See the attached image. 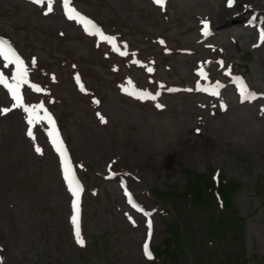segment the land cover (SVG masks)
Instances as JSON below:
<instances>
[{
	"label": "rangeland",
	"instance_id": "374dc122",
	"mask_svg": "<svg viewBox=\"0 0 264 264\" xmlns=\"http://www.w3.org/2000/svg\"><path fill=\"white\" fill-rule=\"evenodd\" d=\"M76 1L118 34L133 56L112 60L105 44L96 47L58 14L43 18L17 0H0V34L13 38L25 56H37L29 76L36 69L40 91L29 92L25 105L38 109L35 116L40 106L57 114L82 165L80 237L86 245L77 243L70 228L69 196L43 124L37 119L29 125V114L20 108L0 117L2 264H240L242 256L247 264H264V47L251 49L255 35L241 19L246 6L264 16V0H236L239 11L226 9L225 0H169L167 10L154 9L146 0ZM203 18L211 20L216 33L210 51L197 44ZM211 56L242 73L259 97L239 104L225 91L213 104L189 92L195 62ZM127 72L137 88L147 87L162 99L123 98ZM211 74L221 78L215 62ZM174 85L183 92L168 94ZM6 104L0 90V106ZM112 162L147 207L161 210L154 217V252H165L169 243L177 247L165 228L171 222L181 226L177 239L184 250H177L174 259L143 257V222L125 207L116 181L102 179ZM213 174L220 182L216 188L223 182L233 186L231 204L223 209L214 188L212 198L206 193ZM137 176L139 182L132 181ZM194 181L195 204L193 194L184 196L183 190ZM221 211L225 228L217 219ZM169 226L176 235L174 224Z\"/></svg>",
	"mask_w": 264,
	"mask_h": 264
},
{
	"label": "snow or ice",
	"instance_id": "6c2138e0",
	"mask_svg": "<svg viewBox=\"0 0 264 264\" xmlns=\"http://www.w3.org/2000/svg\"><path fill=\"white\" fill-rule=\"evenodd\" d=\"M33 3H40L41 0H32ZM154 2L163 7L164 0H154ZM233 3V0H228V6L231 7ZM64 7H65V14L67 15L68 19L70 20H76L78 23H83L85 25V31L89 32L91 35H100L103 37V33L99 31V29L95 28V25H91L90 21H86L79 13H77L74 9L69 7V0H64ZM52 0H48V11L45 13L47 15L52 11ZM89 26H91L94 31L89 30ZM205 28V34H207V24L204 25ZM104 39L111 40V38L103 37ZM261 39L264 40V33L261 34ZM115 50V49H114ZM124 53H121L123 55ZM0 57L3 58V60L6 62V65H15L16 72L12 76V82L10 83L2 75H0V85H3L5 89H7L8 93L11 95L12 100L14 101V106L22 108L25 113L29 114L28 123L29 125H32L35 120L39 119L38 116H35L34 114L38 111L36 107H30L24 104L23 102V95L21 92V88L23 85H28L29 87H32L35 91H40V88L29 84V81L27 79V69L24 66V62L20 59V57L17 55V53L13 50V48L6 44L3 41H0ZM222 63V62H221ZM149 72L152 71L151 68L148 69ZM201 75H203V72H201ZM76 81L79 84V77H76ZM81 91H83V87H81ZM242 95L246 94V89L242 88ZM213 95H216L215 91L212 92ZM138 99H143V95H138ZM154 98V97H149ZM246 98H254V94H247ZM157 107H160V105H157ZM42 110V106H40V109ZM3 112L9 111V109H3ZM45 118L48 120L50 127H53V122L51 121L50 116H45ZM102 122L103 121L102 118ZM29 136H32L31 130L28 132ZM49 136L52 137V143L54 147L56 148V151L61 156V163L63 165V173H64V179L67 182L68 190L71 193L73 200L71 202V207L73 210V215L71 217V223L74 227V232L76 236V241L78 244L83 246L84 241L80 237V225H79V201H80V193L82 191L79 182L76 180L75 174L72 172V169L70 167V164L67 160V157L62 149V144L59 142L58 137L54 133V128L52 131H49ZM37 152H40V149H36ZM151 221L148 223L149 229H151ZM151 236V232H149V237ZM143 252L144 255L147 257V259L151 260L153 259V254L149 250V244L146 242L143 245ZM0 264H2V261H0Z\"/></svg>",
	"mask_w": 264,
	"mask_h": 264
},
{
	"label": "bare ground",
	"instance_id": "6f19581e",
	"mask_svg": "<svg viewBox=\"0 0 264 264\" xmlns=\"http://www.w3.org/2000/svg\"><path fill=\"white\" fill-rule=\"evenodd\" d=\"M239 11V10H238ZM242 11V10H241ZM223 12H224V10H223ZM225 13V12H224ZM236 13V12H235ZM229 15V14H228ZM239 16V15H238ZM241 16V15H240ZM227 18V17H226ZM230 18V17H229ZM228 18V19H229ZM232 18H234V17H232ZM236 160H239V161H244V160H246L245 159V155H243V154H241V153H232L231 154Z\"/></svg>",
	"mask_w": 264,
	"mask_h": 264
}]
</instances>
